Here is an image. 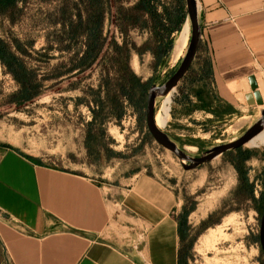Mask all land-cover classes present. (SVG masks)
Instances as JSON below:
<instances>
[{
    "label": "rangeland",
    "instance_id": "rangeland-1",
    "mask_svg": "<svg viewBox=\"0 0 264 264\" xmlns=\"http://www.w3.org/2000/svg\"><path fill=\"white\" fill-rule=\"evenodd\" d=\"M8 1L0 0V143L40 156L46 165L99 174L106 184L140 174L160 178L184 200L185 264H264L259 243L262 166L242 164L253 192L240 190L232 165L235 153L186 171L147 129L150 88L162 86L188 50L190 32L186 49L177 50L189 25L185 0L186 19L178 32L175 0H160L171 22L162 21L152 30L140 28L147 20L141 10L132 15L138 25L123 21L121 14L135 7L136 0H99L92 6L83 0H16L2 12ZM100 9L102 42L86 54L84 33L94 30L93 25L76 29L75 24L82 14H100ZM127 66L145 90L130 84L127 95L121 92L125 80L130 82L123 76ZM179 92L171 98L168 117L165 99L158 101L156 117L167 118L162 130L189 156L200 157L246 132L192 115L188 99L176 97ZM242 150L258 154L264 147L246 145Z\"/></svg>",
    "mask_w": 264,
    "mask_h": 264
},
{
    "label": "crops",
    "instance_id": "crops-1",
    "mask_svg": "<svg viewBox=\"0 0 264 264\" xmlns=\"http://www.w3.org/2000/svg\"><path fill=\"white\" fill-rule=\"evenodd\" d=\"M199 17L200 49L176 97L247 130L264 110L247 101L254 79L264 104V0H199ZM256 163L264 174V150ZM184 205L160 178L106 184L0 143V264H185Z\"/></svg>",
    "mask_w": 264,
    "mask_h": 264
},
{
    "label": "water",
    "instance_id": "water-1",
    "mask_svg": "<svg viewBox=\"0 0 264 264\" xmlns=\"http://www.w3.org/2000/svg\"><path fill=\"white\" fill-rule=\"evenodd\" d=\"M185 2L190 28V43L188 50L176 72L162 86H152L150 88L146 106V124L154 141L162 149L169 151L177 157L184 170L193 171L215 161L229 152H235L243 149L251 141L263 134L264 110L261 111L259 120L248 128L239 139L227 144L215 146L206 151L200 157L189 156L185 150L180 148L178 143H176L167 133L158 127L156 122V107L158 101L166 99L172 93H176L180 83L189 73L193 65L203 38V27L199 17V0H185ZM251 82L253 93L247 96V101L252 106L257 105L262 107L264 104L257 90V85L255 84L254 79H251ZM259 243L264 254V214L261 218Z\"/></svg>",
    "mask_w": 264,
    "mask_h": 264
},
{
    "label": "trees",
    "instance_id": "trees-1",
    "mask_svg": "<svg viewBox=\"0 0 264 264\" xmlns=\"http://www.w3.org/2000/svg\"><path fill=\"white\" fill-rule=\"evenodd\" d=\"M82 1V0H81ZM94 1H97L96 3H100L99 0H83V4L85 6H92V4L94 3ZM137 3L135 5V7L128 9L126 13H122L121 11V15L123 17V21L125 22L127 20L128 23L133 24V25H138V20L137 18H135L133 15V12L141 10L145 13V17L147 20H144L143 23H140V28L142 29H150L152 30V27L159 24L160 22L163 23L166 21H170L171 22V18H170V14L168 13V8L167 6H165V4H162L160 2V0H136ZM16 3V0H9L6 4H5V9H3L2 12H4L6 9L12 8ZM159 5V7H158ZM174 6L176 7V13H177V28L176 31H180L182 28V25L185 22L186 19V11H185V6H184V0H175L174 2ZM157 8H160L161 12H157ZM88 9H85V11H87ZM102 11L100 9V14H96V15H91V14H82V16L80 17L79 21L75 24L76 29H84V27L87 26H91L93 25V29L94 30H89L87 28L86 32L84 33L86 36V40H87V50H86V54H91L92 52L96 51L95 47H100L99 45V41L100 43L102 42V31H101V26H102V22H103V14ZM104 13V12H103ZM95 21V22H94ZM74 28V27H73ZM140 28H135L140 30ZM79 32V31H78ZM171 32V31H170ZM152 34V33H151ZM77 34L75 33V36ZM101 38V40H100ZM171 43L168 45V51H171ZM0 51H4V46L0 43ZM126 46H122V49H125ZM117 49V48H116ZM1 56V55H0ZM14 59V58H13ZM15 60V59H14ZM123 76L124 78H130V82L128 83V81L125 80V84L121 85V92L123 94L128 93V86L130 87L133 85L135 88H139L142 90H145L146 88L144 87L143 84H141V81L133 74L130 72L129 67L127 66L124 69L123 72ZM237 156L235 158V160L233 161L232 165L234 166L235 170L237 171L238 175H239V182H240V190L242 188H247L249 190V192H253V186L250 184L249 185V179L246 177V172H244V168H243V163H245L246 161H248L250 159V157L253 156V153L251 152H244L242 149L237 150L235 152ZM252 198V197H251ZM253 199V198H252Z\"/></svg>",
    "mask_w": 264,
    "mask_h": 264
},
{
    "label": "bare ground",
    "instance_id": "bare-ground-1",
    "mask_svg": "<svg viewBox=\"0 0 264 264\" xmlns=\"http://www.w3.org/2000/svg\"><path fill=\"white\" fill-rule=\"evenodd\" d=\"M189 32H190V28H189V25L188 23L185 25L184 27V30L181 34V37L179 39V42H178V46H177V50L178 52H181L186 44H187V39H188V36H189ZM186 49V48H185ZM180 57V56H179ZM173 96V93L168 96L165 101H164V105H166L165 107V116L168 117V112H169V108L168 106L170 105L171 103V98ZM164 109V108H163ZM164 117V118H160L159 116L156 117V122H157V125L158 127H160L161 129L163 128V126L165 125V119L167 120V118ZM247 146L249 147H252V148H260V147H264V133L261 134L260 136H258L257 138H255L253 141H251Z\"/></svg>",
    "mask_w": 264,
    "mask_h": 264
}]
</instances>
